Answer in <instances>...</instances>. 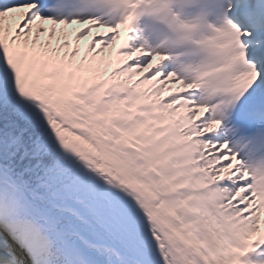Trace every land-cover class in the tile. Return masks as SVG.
I'll use <instances>...</instances> for the list:
<instances>
[{
  "label": "snow or ice",
  "instance_id": "6c2138e0",
  "mask_svg": "<svg viewBox=\"0 0 264 264\" xmlns=\"http://www.w3.org/2000/svg\"><path fill=\"white\" fill-rule=\"evenodd\" d=\"M0 264H264V0H0Z\"/></svg>",
  "mask_w": 264,
  "mask_h": 264
}]
</instances>
